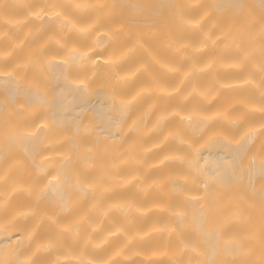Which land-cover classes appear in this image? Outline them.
<instances>
[{
    "label": "bare ground",
    "instance_id": "obj_1",
    "mask_svg": "<svg viewBox=\"0 0 264 264\" xmlns=\"http://www.w3.org/2000/svg\"><path fill=\"white\" fill-rule=\"evenodd\" d=\"M0 264H264V0H0Z\"/></svg>",
    "mask_w": 264,
    "mask_h": 264
}]
</instances>
